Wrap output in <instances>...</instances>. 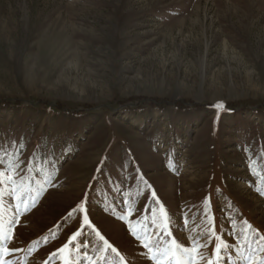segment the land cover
I'll return each mask as SVG.
<instances>
[{"label":"rangeland","instance_id":"rangeland-1","mask_svg":"<svg viewBox=\"0 0 264 264\" xmlns=\"http://www.w3.org/2000/svg\"><path fill=\"white\" fill-rule=\"evenodd\" d=\"M158 259L264 264V0H0V264Z\"/></svg>","mask_w":264,"mask_h":264},{"label":"snow or ice","instance_id":"snow-or-ice-1","mask_svg":"<svg viewBox=\"0 0 264 264\" xmlns=\"http://www.w3.org/2000/svg\"><path fill=\"white\" fill-rule=\"evenodd\" d=\"M156 239L157 240H159V238L161 237V236H167V232L166 231H164L163 229L162 230H160L159 232H157L156 234ZM68 245H65V247H67ZM145 247H149L148 245H145ZM63 249H61V251H62ZM163 255H167V252H165ZM158 264H164V260L163 259H158ZM168 264H172V261L171 260H169L168 261ZM176 264H180V262L179 261H177L176 262ZM209 264H211V262H209Z\"/></svg>","mask_w":264,"mask_h":264},{"label":"trees","instance_id":"trees-1","mask_svg":"<svg viewBox=\"0 0 264 264\" xmlns=\"http://www.w3.org/2000/svg\"><path fill=\"white\" fill-rule=\"evenodd\" d=\"M4 103H8V104H12V105H16V106H19V105L22 104L21 101H11V100H9V101H7V102H4ZM1 104H2V103H1ZM42 105H44V106L47 107V108H51V109L58 108L57 105H53V104H50V103H42ZM231 110H232V108H231ZM237 115H239V112H238V111L236 112V115H235V116H237Z\"/></svg>","mask_w":264,"mask_h":264}]
</instances>
